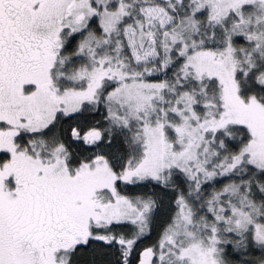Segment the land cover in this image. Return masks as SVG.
<instances>
[{
    "label": "snow or ice",
    "instance_id": "1",
    "mask_svg": "<svg viewBox=\"0 0 264 264\" xmlns=\"http://www.w3.org/2000/svg\"><path fill=\"white\" fill-rule=\"evenodd\" d=\"M0 264H264V0H0Z\"/></svg>",
    "mask_w": 264,
    "mask_h": 264
}]
</instances>
